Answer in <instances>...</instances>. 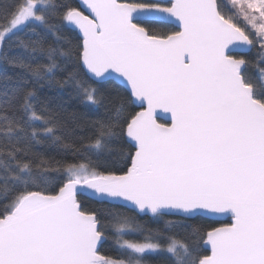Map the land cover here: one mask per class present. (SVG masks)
I'll use <instances>...</instances> for the list:
<instances>
[{
  "label": "snow or ice",
  "instance_id": "6c2138e0",
  "mask_svg": "<svg viewBox=\"0 0 264 264\" xmlns=\"http://www.w3.org/2000/svg\"><path fill=\"white\" fill-rule=\"evenodd\" d=\"M0 68V264H264V0H5Z\"/></svg>",
  "mask_w": 264,
  "mask_h": 264
},
{
  "label": "trees",
  "instance_id": "16d2710c",
  "mask_svg": "<svg viewBox=\"0 0 264 264\" xmlns=\"http://www.w3.org/2000/svg\"><path fill=\"white\" fill-rule=\"evenodd\" d=\"M5 2V0H0V3ZM74 3H76L75 0H73ZM3 71V68H0V72ZM7 71L9 72V74H11L14 70L13 69H7ZM59 78V77H58ZM106 87H110V86H106ZM42 93V96H49V97H55L58 100L62 98L63 102L65 103V107L68 108L69 111L72 110H77V111H84L85 109L83 108L82 102L74 97H69L67 90H59V89H48V88H44L40 90ZM120 91L123 92V88H120ZM138 110V109H137ZM103 115V109L98 110L97 116H94L92 118H98V116H102ZM162 122V121H161ZM126 149V145L123 146ZM40 151L45 152L48 155H57L58 154V150L55 148H40ZM86 207L89 209H101L102 206L97 204L95 201L92 200H87L85 201ZM121 211L128 213L129 215H135L134 213H130L128 212L127 209H121ZM137 220H142V221H148V217H136ZM171 219H175V218H171ZM224 222H227L226 220ZM149 223L151 224V222L149 221ZM193 224H199L202 223V221L196 220V221H192ZM152 227H159L161 225H155V224H151ZM217 226H220L219 224H217ZM178 231H182L179 230ZM134 238H138V237H134ZM101 254H107V255H117L116 252V248H115V244L113 242V239L111 238V236L109 237V239H107L103 246L100 249ZM159 259V258H158Z\"/></svg>",
  "mask_w": 264,
  "mask_h": 264
},
{
  "label": "water",
  "instance_id": "95a60500",
  "mask_svg": "<svg viewBox=\"0 0 264 264\" xmlns=\"http://www.w3.org/2000/svg\"><path fill=\"white\" fill-rule=\"evenodd\" d=\"M75 1L78 2V0H75ZM161 115H166V114L161 113ZM162 122H164V121H162Z\"/></svg>",
  "mask_w": 264,
  "mask_h": 264
}]
</instances>
